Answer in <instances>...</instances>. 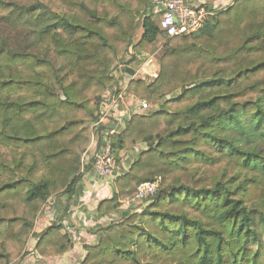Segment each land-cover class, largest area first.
<instances>
[{
  "label": "trees",
  "instance_id": "trees-1",
  "mask_svg": "<svg viewBox=\"0 0 264 264\" xmlns=\"http://www.w3.org/2000/svg\"><path fill=\"white\" fill-rule=\"evenodd\" d=\"M94 2L114 16L74 0L66 3L89 18L86 24L47 7L35 15L40 5L20 11L26 23L49 21L42 34L71 37L60 42L57 54L66 60L72 78L62 77L61 68L37 54H19L8 46L0 50V59L8 55L27 68L49 64L50 77L58 85L54 90L51 79L44 77L0 82L5 100L0 99V141L40 149L47 168V177L36 179L0 162V174L11 173L0 182V264L12 259L4 241L22 247L33 224L6 212L17 209L21 200L35 214L54 193L74 192L85 143L104 114L107 89L117 84L118 63L108 68L111 55L101 57L100 50L126 45L129 63L139 65L165 39L162 13L149 9L153 0ZM136 4L144 7L135 10ZM5 7L11 11L5 18L20 10L14 3L0 5ZM203 68L210 77H197ZM97 70L111 84L93 108L88 103L91 91L103 85ZM174 72L196 78L180 86V94L168 97L173 84L166 74ZM17 87L41 88L44 94L8 99ZM130 90L160 107L150 114L134 113L123 132L111 135L117 160L136 143L147 147L118 178L117 194L103 202L100 211L117 209L123 198L134 196L138 186L154 176L162 177L164 186L142 211L98 229L97 242L87 246L81 264H264V0H237L197 32L171 40L162 55L160 76L152 83L138 78ZM39 111L46 117L64 111L70 117L43 131ZM11 114L16 120L30 114L32 120L11 126ZM61 228L53 224L43 233L39 253L64 255L72 248Z\"/></svg>",
  "mask_w": 264,
  "mask_h": 264
},
{
  "label": "rangeland",
  "instance_id": "rangeland-1",
  "mask_svg": "<svg viewBox=\"0 0 264 264\" xmlns=\"http://www.w3.org/2000/svg\"><path fill=\"white\" fill-rule=\"evenodd\" d=\"M74 1L89 4L91 8H95L98 11V13L101 15H107L109 18L114 16V14L110 13V10L108 9L107 6H97L94 0H74ZM155 1L156 0H153L149 9H155L154 6ZM4 3H14L20 8V10L13 12L8 18H5V16H7L11 12L10 9L7 7L0 9V50L3 47L8 46L12 51L19 54H24V53L37 54L39 56L47 58V60H49V62L55 68L57 69L61 68L60 75L62 77H66V79L72 78L73 74L71 73L70 67H68L66 60L57 54V50L59 48L58 45L60 44V42H68L69 40H71V37L66 33L59 35L58 38H53L52 35L49 34L48 35L42 34L41 31L42 27H44L45 24H47V22L49 21L38 25L36 24L32 25L29 22L26 23L25 22L26 17L21 16L20 11H25L27 7H32V6L39 7L40 5L39 9L35 12V15H37L41 11L43 12L44 8L47 7L50 8L52 11L58 12L60 14H64L68 16L71 20H74L81 24H86L89 21V18H87L85 14L82 13V11H80L79 9L74 8L69 4H67L66 0H0V5ZM143 7L144 4H136L132 6V8H134L135 10L136 9L139 10L140 8ZM173 39L165 38L163 42L159 45V47H157L155 50L149 53L150 56L148 58L146 57L145 59H149L150 62L147 64L145 71L141 73V75H139V78L145 79L147 83H152L154 80H156L158 76H160L162 55L165 51V47L167 46V44ZM126 48H127L126 45L124 46L121 45L120 47H117L116 50H111L110 48H106L100 50V56L105 57L108 54H110L111 60H110V64L108 65V68H112L117 63H122L125 58L127 59L129 58L128 61L131 59V55L127 54ZM7 56L8 55H4L2 59H0V82L9 79H13L15 81H21V80H29V79L34 80L37 77H44V79L47 80L51 79L50 83L54 90L58 89L57 83L55 82L54 79L50 77L52 75V70L49 67V64L48 65L45 64L44 66H36V68H27L24 66V63H20L19 61L16 62L12 58ZM142 64L143 63H140L138 66H141ZM96 72L101 75L102 78L101 80L103 82V85L100 83L99 85L94 86L93 90L91 91L92 93L89 96L88 103L93 108L96 107L98 99L101 96L103 90L111 84V81L107 79V75L102 74L99 70H97ZM198 76L200 78L206 76L210 77L211 72L208 69L203 68L201 72L197 75V77ZM168 78H170L169 82H171L173 86L170 88L171 91L167 96L172 97L180 94L183 90L180 89V86L184 85L186 82H190L191 80L196 78V76L189 77L182 72H178V73L174 72L173 74L172 73L166 74V79ZM68 84L69 81L66 82V85ZM114 86L115 85L109 87L107 89V93L110 92L111 89L114 88ZM43 94L44 93L42 92L41 88L36 89L32 87L27 89L24 87H17L12 93H10L8 99H12V100L18 99L19 101H23V100L32 99L33 97H42ZM0 99L2 100V102L5 101L4 98L2 97H0ZM138 99L139 101H143V100L147 101L146 99H140V98ZM158 107H160V104L151 105V108L148 111H144L141 109V111H136V112H140L141 114H150L151 111L155 110ZM40 112L41 111L37 113L39 114L38 124H39V128L43 131L62 125L66 121V119L70 117L69 113L64 111H62L59 114L57 113L52 117L42 116L40 115ZM10 117H11V126L16 125L18 127L24 121L32 120V116H30V114H25L23 118L19 120H16L12 114ZM3 118H4V114L0 108V128L3 126ZM124 128L126 129V124ZM87 143L88 141L85 143V146H87ZM85 146H84V150H85ZM25 147L26 146L18 147L0 141V162L9 165L11 168H20L19 170L22 174L28 173L36 179L46 178L47 168L46 166H44L42 162V158L40 156L42 154V151L38 148L36 149L32 147L30 148H25ZM146 147L147 146L144 142H139L134 144L131 148L122 151L120 155L121 158L119 160L116 159L117 160L116 170L123 171L124 170L123 167L125 168L129 167L131 160L135 161L139 156V154L144 149H146ZM122 161L125 164L124 166L121 167L123 169L121 168L119 169L120 166L119 164ZM32 170H34V172ZM10 174L11 173L0 174V182L7 180L8 179L7 177ZM153 179L158 182V190L162 186H164V183L162 182L163 181L162 177L154 176ZM58 193H54L53 195ZM126 198H130V197H126ZM126 198H123L120 201L119 208L123 209L124 211L126 210L128 213L133 212V210L142 211L148 204H150L152 199L151 197L150 199L144 201L143 204L140 205L129 206L127 202L126 203L123 202ZM46 204L47 202L41 207L40 210L37 211V213L35 214L33 213L34 214L33 215L29 213L30 206L26 202L24 203L23 201L20 200L17 209L11 208V210L6 212V215L8 216H12L13 214H15V215L27 217L33 221L32 227L29 226V228L26 230L24 245L22 247H16L12 242L4 241V245L7 251L12 256V259L9 262V264H12L13 262L16 261H21L25 259L27 254H29L30 251L27 250H28L29 242L31 241L34 235V228L36 227L35 224L37 223L39 216L42 215ZM120 220L121 219H119L118 221ZM64 234L68 236L66 232H64ZM68 237L71 239L72 243H80L81 241H84L81 238V240L77 242L72 240L70 236ZM87 246L85 248H87ZM86 252L87 253L83 261L88 255L87 249ZM263 260H264V255H263Z\"/></svg>",
  "mask_w": 264,
  "mask_h": 264
},
{
  "label": "crops",
  "instance_id": "crops-1",
  "mask_svg": "<svg viewBox=\"0 0 264 264\" xmlns=\"http://www.w3.org/2000/svg\"><path fill=\"white\" fill-rule=\"evenodd\" d=\"M195 2L207 4L217 10H225L232 6L237 0H194ZM129 59V58H128ZM127 58L123 65H119L116 71L117 84L111 91L117 89L125 90L123 99L112 111L109 120L103 121L100 126H95L87 146L83 152L74 192L71 196L63 190L58 194L50 196L45 205L42 215L39 216L34 228V235L29 242V254L21 261L12 264H81L86 255V246L97 242L98 229L112 222L122 219L128 212L117 208L111 212H101V204L111 200L118 192L117 180L123 176L134 163L131 160L129 167L123 171L115 170L110 176H101L93 168L91 157L106 145L111 146V135L121 133L125 124L131 119L136 111H141L139 99L131 93L134 80L139 78L147 67L148 59H144L141 66L130 64ZM105 94V97L108 95ZM135 111V112H133ZM125 163L120 162L119 169ZM121 168V169H123ZM68 222L75 225L81 232L80 243H73L72 248L64 255H42L37 250V243L43 233L53 224ZM61 233L64 234L63 226ZM86 245V246H85ZM85 246V247H84Z\"/></svg>",
  "mask_w": 264,
  "mask_h": 264
},
{
  "label": "built area",
  "instance_id": "built-area-1",
  "mask_svg": "<svg viewBox=\"0 0 264 264\" xmlns=\"http://www.w3.org/2000/svg\"><path fill=\"white\" fill-rule=\"evenodd\" d=\"M155 4L154 11L162 13L161 26L164 30L165 38L167 39L184 37L197 32L206 20L217 14L219 11L207 4L195 2L194 0H156ZM148 62H150L149 59ZM123 63L125 62L118 63L117 68L119 65H123ZM124 92L125 90H119L118 87L117 89L106 93L108 97L104 96L106 101L105 111L95 126H100L103 121L109 120L112 111L123 99ZM138 108L140 110L148 111L151 108V104L144 100L139 101ZM91 162L94 170L101 176L112 175L117 167V160L112 154L111 146L109 144L97 151L93 157H91ZM157 191V181H144L138 186L137 193L130 198H126L123 202H127L129 206L140 205L143 204L144 201L153 197ZM60 224L63 226L64 232H66L72 240L77 242L81 240V232L75 225L68 222Z\"/></svg>",
  "mask_w": 264,
  "mask_h": 264
},
{
  "label": "water",
  "instance_id": "water-1",
  "mask_svg": "<svg viewBox=\"0 0 264 264\" xmlns=\"http://www.w3.org/2000/svg\"><path fill=\"white\" fill-rule=\"evenodd\" d=\"M156 4H154V6H155Z\"/></svg>",
  "mask_w": 264,
  "mask_h": 264
}]
</instances>
